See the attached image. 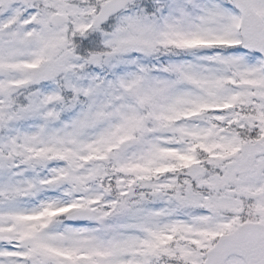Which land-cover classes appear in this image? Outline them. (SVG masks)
<instances>
[{"label":"snow or ice","instance_id":"1","mask_svg":"<svg viewBox=\"0 0 264 264\" xmlns=\"http://www.w3.org/2000/svg\"><path fill=\"white\" fill-rule=\"evenodd\" d=\"M0 264H264V0H0Z\"/></svg>","mask_w":264,"mask_h":264}]
</instances>
